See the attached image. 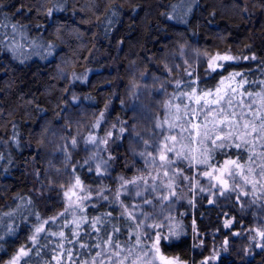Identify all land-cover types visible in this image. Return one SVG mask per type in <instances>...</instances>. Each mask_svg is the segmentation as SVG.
<instances>
[{"label": "trees", "instance_id": "1", "mask_svg": "<svg viewBox=\"0 0 264 264\" xmlns=\"http://www.w3.org/2000/svg\"><path fill=\"white\" fill-rule=\"evenodd\" d=\"M185 44L232 59L215 72L183 74L169 88L153 129L175 137L167 159L175 184L135 187L121 205L115 179L134 173L137 139L129 127L118 136L117 127L133 121L120 96L134 71L161 73L169 52ZM197 97L207 101L203 109ZM77 106L102 113L84 130L88 147L92 133L114 136L108 151L94 145L91 160L75 153L72 173L89 191L81 204L44 206L34 169L45 170L52 128L71 133L68 112ZM227 159L241 166L242 186L264 199V0H0V262L23 247L28 255L18 264H159L157 245L196 264L225 236L224 219L234 217L232 228L250 221L237 202L224 212L215 189L194 180ZM36 227L44 231L33 241ZM232 254L211 264H261Z\"/></svg>", "mask_w": 264, "mask_h": 264}, {"label": "rangeland", "instance_id": "2", "mask_svg": "<svg viewBox=\"0 0 264 264\" xmlns=\"http://www.w3.org/2000/svg\"><path fill=\"white\" fill-rule=\"evenodd\" d=\"M185 4L184 7L189 6L188 2ZM221 57L229 56L218 52L207 53L199 50L193 44H185L169 52L162 64L161 73L134 71L131 81L120 96L125 104H130L133 121L131 124L124 122L118 126V136H122L126 132V127H129L132 131L130 140L133 137L137 139V141L134 139L131 142L135 157L133 161L135 164L134 173L128 177L119 175L115 179V186L120 192L117 199L121 205L123 204L120 201L121 194H132L135 187L140 191L153 192L156 189L174 186L176 174L167 163L170 153L167 149L170 148L172 140L169 136L159 135L158 130L160 129H153L156 117L162 112V107L161 112H158L157 109L164 104L169 88L181 80L179 78L183 74H197L199 70L210 72V63L216 66L225 61L219 59ZM75 77L78 76L75 75ZM101 115L102 113H98L94 117L81 106L71 108L68 112V120L73 125L71 135H63V128L54 127L51 130L52 134L46 137V145H44L45 170L44 172L36 171V169H34L35 172L33 171L35 174L33 191L38 199L43 200L44 206L50 203L61 204L64 208L74 207L81 204V200L88 195V189L76 181L77 178L73 175L71 168L77 163L75 153L78 151H82L81 158L84 162L85 159L94 158L95 153L93 152H95L94 145L96 143L106 146V151H108L107 145L114 133L109 132L103 137L92 133L95 139L91 141L93 144L90 147L86 144L87 140L84 135V130L88 125L92 122L97 124ZM158 136L162 138H158ZM165 137H169V139L166 140ZM140 138L143 140L142 144L138 142ZM161 155H164L166 159L161 160ZM106 156L110 157V155ZM231 161L235 160L227 159L218 166L199 172L200 175L196 176L194 180L199 186L201 180L207 183L204 188L205 192H209L207 187L215 189L216 197L214 198L220 202L224 212L229 208L230 200L237 202L239 209L242 210L241 213L246 214L249 211L250 221L247 223L239 220L238 226L232 228L234 217L229 216L224 219L225 236L213 244L209 253L196 264L215 263L221 256L231 252L244 260L257 256L258 262L264 264V238L260 235L261 232H264V199L253 197L248 189L242 186L241 166L236 161L235 164L226 163ZM113 178L110 179L113 180ZM132 181L135 183H131ZM225 216L227 217L228 213ZM15 255L17 253L12 257ZM154 256L159 264H192L175 255H165L157 245L154 247ZM12 257L0 264H9Z\"/></svg>", "mask_w": 264, "mask_h": 264}, {"label": "snow or ice", "instance_id": "3", "mask_svg": "<svg viewBox=\"0 0 264 264\" xmlns=\"http://www.w3.org/2000/svg\"><path fill=\"white\" fill-rule=\"evenodd\" d=\"M219 59L229 60V59H232V58H231V57H221V58H219ZM218 67H223V65L220 64V65L213 66L211 63L209 64V68H210L213 72H215V71L217 70ZM236 75H240V74H236ZM177 86L179 87V85H177ZM189 87H190V85H189ZM195 92H196V89H193L192 94L189 95V99H191V96H192V95H195ZM205 95H208V94L206 93ZM258 95H259V94H258ZM249 96H251V93H249ZM195 103H196L197 105H199V106L203 109V108L206 106L207 101H203V102H202V98H201V97H197L196 100H195ZM217 103H219V101H217ZM230 103H231V102L229 101V104H230ZM177 107H178V106H177ZM185 107L187 108L188 106L186 105ZM221 111H223V109H221ZM185 114H189V113H185ZM165 123H167V121H165ZM247 126H248V125H245V127H247ZM160 127H163V124H161ZM172 127H174V125H171V124H170V125H169V129H171ZM193 127L196 128V129H199L200 125H194ZM182 131H183V129H182ZM206 135H207V133H205V136H206ZM229 135H230V133H229ZM165 139L167 140V139H169V137H165ZM171 139L175 140V137H171ZM218 139H220V140H222V141H226V140L228 139V137H227V136H225V137H218ZM211 143H212L213 145H215L216 147H219V148H221V149H223V148L226 146V144L223 143V142L220 143V144H218V145L216 144V141H211ZM235 147L239 148V147H241V145H240V144H236ZM213 150H214V149H213ZM167 151L171 152V151H173V148H168ZM177 155H178V157H179L180 159H182V160H190V157L187 156V155H183V154H180V153H177ZM160 159H161V160H165L166 157H165L164 155H161ZM207 162H208V161H207L206 159H201V160L196 161L197 164H207ZM168 163L171 164L172 161L169 160ZM226 163H232V164H235V161L226 162ZM206 174H209V173H206ZM131 183L134 184L135 181H132ZM137 194L139 195V193H137ZM148 203H151V201H148ZM66 211H67V210H66ZM62 215H63V214H62ZM44 223H48V221H44ZM9 231H10V232H14L15 229H10ZM43 231H44L43 227H36V228H35V231H34V234H33V236H32V240L35 241V240L37 239L38 235H39L41 232H43ZM61 235H63V234L61 233ZM260 235H261L262 238H264V232H261ZM0 239H2V238H0ZM158 239H159V238H158ZM106 243H110V244H111V243H113V242H112L111 239H109L108 241H106ZM113 246H114V247H119V245H116V244H113ZM27 255H28V253L25 252V251H24V248L22 247L21 249L18 250L17 255H15L14 257H12V259L9 261V264H18V262L20 261V259H21L22 257H24V256H27ZM97 255L99 256L100 253H97ZM115 255L118 256L119 253H115ZM25 264H27L26 261H25Z\"/></svg>", "mask_w": 264, "mask_h": 264}]
</instances>
